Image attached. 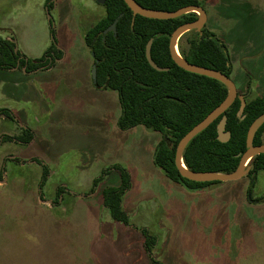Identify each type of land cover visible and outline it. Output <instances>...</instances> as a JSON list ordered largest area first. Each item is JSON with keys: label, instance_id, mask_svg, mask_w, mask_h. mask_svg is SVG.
<instances>
[{"label": "rangeland", "instance_id": "1", "mask_svg": "<svg viewBox=\"0 0 264 264\" xmlns=\"http://www.w3.org/2000/svg\"><path fill=\"white\" fill-rule=\"evenodd\" d=\"M199 2L205 28L226 45L239 93L264 95V0ZM105 14L95 0H55L51 9L46 0H0V38L12 39L22 58L37 61L51 46L63 54L47 74L0 69V109L11 113L0 115V264H264V206L255 214L242 206L264 197V171L250 194L249 177L191 191L154 165L159 133L118 128V93L96 87L84 38ZM25 123L33 143L13 141ZM30 160L50 171L43 188L44 167ZM112 165L131 175L129 226L102 201L119 173L93 188ZM59 188L68 191L55 203ZM144 229L156 238L150 251Z\"/></svg>", "mask_w": 264, "mask_h": 264}, {"label": "trees", "instance_id": "2", "mask_svg": "<svg viewBox=\"0 0 264 264\" xmlns=\"http://www.w3.org/2000/svg\"><path fill=\"white\" fill-rule=\"evenodd\" d=\"M140 6L160 12H174L187 6H201L199 0H134ZM55 0H46L51 9ZM106 14L85 33V43L95 54L97 64V88L110 89L118 93L121 116L118 128L127 131L138 126L161 135L153 161L165 176L191 191L203 189L209 185L222 182H194L181 176L175 164L176 149L181 139L196 125L202 122L227 97L228 89L221 82L202 75L190 73L180 68L172 60L169 43L172 34L180 26L198 20L196 13H189L177 19L156 20L134 16L124 0H105ZM202 7V6H201ZM116 33L110 32L105 37L104 31L120 17ZM186 45H183V39ZM153 40L152 60L168 71L160 72L151 67L146 58V47ZM13 40L0 38V69L9 70L26 68L31 72L49 64L52 53L61 57L55 46L48 49L46 55L31 61L15 53ZM179 53L188 63L220 71L230 77L233 73L230 55L226 45L215 33L203 28L202 32L192 30L184 34L178 42ZM241 95V94H239ZM246 100V107L239 114L241 101L237 99L225 112L226 131L231 133L227 143L218 141L217 126L223 116L219 117L207 129L198 134L186 147L183 160L186 167L194 172H214L230 174L237 170L241 156L247 151V135L250 126L264 114V95ZM2 114L10 116L9 110L0 109ZM264 125L258 130L253 145H262ZM34 138L30 131H24L18 139L29 143ZM250 171L246 177L253 180L248 191L254 188L258 172L264 171V154L253 158ZM121 182L117 187L102 190L104 207L112 219L126 226L130 218L123 208V196L131 186L130 173L121 165H113ZM96 179L93 188L109 172ZM49 170L44 166L41 188L44 187ZM64 188H59L55 203H59ZM264 201V197L262 199ZM145 247L149 242L155 243L148 230H142ZM153 264H162L153 261Z\"/></svg>", "mask_w": 264, "mask_h": 264}, {"label": "water", "instance_id": "3", "mask_svg": "<svg viewBox=\"0 0 264 264\" xmlns=\"http://www.w3.org/2000/svg\"><path fill=\"white\" fill-rule=\"evenodd\" d=\"M97 3L104 5L105 0H95ZM126 5L129 9L133 12L134 16H141L148 19H156V20H172L177 19L183 15L189 13H198L199 18L197 21L193 23H187L179 28H177L171 36L170 43H169V50L172 60L175 62L177 66L188 71L190 73H194L197 75L206 76L212 79H215L226 86L228 89V95L226 99L214 110L212 111L202 122L196 125L190 132H188L179 142L177 149H176V156H175V164L177 170L181 174L182 177L194 181V182H232L238 181L244 177H246L250 171V163L254 157L264 154V144L254 146L253 139L258 132V130L264 125V114H262L249 128L248 135H247V151L241 156L240 163L237 170L230 174H223V173H214V172H194L189 170L186 165L184 164L183 154L187 147V145L202 131L207 129L214 121H216L219 117L223 116L220 123L217 126L218 132V141L221 143H227L231 139V133L226 131L227 125V117L224 115L225 112L233 105V103L240 99L241 107L239 114H242L246 107V100L244 96L239 95L236 83L224 73L214 70L208 69L205 67L197 66L188 63L186 60L182 58V56H178L179 49H178V42L180 38L187 32L196 30L198 32H202V29L205 27L207 22V13L205 9L201 6H187L181 9H178L174 12H160L154 11L150 9H146L139 4H137L134 0H124ZM122 16L118 17L115 22L108 27L103 35L104 37L110 33H116V26ZM153 40H150L147 47H146V58L152 68L157 71L164 72L168 71V68L159 67L153 60L151 55V48H152ZM15 53H18V50L15 49ZM92 57H95V54L92 52ZM97 64L98 61L95 62L93 65V80L96 84L97 82ZM12 68V69H17ZM26 71V70H25ZM250 160V161H249Z\"/></svg>", "mask_w": 264, "mask_h": 264}, {"label": "crops", "instance_id": "4", "mask_svg": "<svg viewBox=\"0 0 264 264\" xmlns=\"http://www.w3.org/2000/svg\"><path fill=\"white\" fill-rule=\"evenodd\" d=\"M9 39V38H8ZM7 39V40H8ZM9 40H12V39H9ZM24 69V71L26 70V68H23ZM18 70H20L19 69V67L17 68V69H9L8 71H10V72H16V71H18ZM52 70H50V71H46V70H43V69H38V70H36V71H31V72H28L29 73V76H35V75H38V74H47V73H49V72H51ZM33 117V116H32ZM25 127H28V128H31V126H28V124H23ZM22 128H23V126H22ZM32 129V128H31ZM33 130V129H32ZM131 130H133V129H130V130H128V131H131ZM34 132V131H33ZM33 143V142H32ZM158 144V143H157ZM157 146V145H156ZM154 152H155V150H154ZM154 157V156H153ZM153 163H154V161H153ZM155 165V164H154ZM113 166V165H112ZM111 166V167H112ZM156 166V165H155ZM111 167L109 168V169H111ZM108 170V169H107ZM113 169H111V170H109V172L104 176V177H109L110 175H111V171H112ZM106 171V170H105ZM114 171V170H113ZM128 171V170H127ZM162 171V170H161ZM129 172V171H128ZM104 173V172H103ZM103 173L101 174V176L103 175ZM100 176V177H101ZM131 176V175H130ZM103 177V178H104ZM99 178V177H98ZM98 178H96V179H98ZM245 178V177H244ZM95 179V180H96ZM243 179V178H242ZM94 180V181H95ZM241 180V179H240ZM94 181H93V183H94ZM117 186H119L118 185V183L117 184H115L114 186H112V187H117ZM111 187V186H110ZM94 192V191H93ZM88 193L86 196L87 197H89V198H94L95 197V194H96V192L95 193ZM67 193V192H66ZM69 193H70V191H69ZM102 194V193H101ZM84 196V195H83ZM78 198L80 199V198H82V196H78ZM263 199V198H262ZM103 201V200H102ZM245 206V209H251V210H253V213L254 212H256L257 213V210H260V208H261V206H264V201L263 200H252V201H250V202H248L247 201V204L246 203H244V204H242V206ZM104 206V205H103ZM255 214V213H254ZM259 220V219H258ZM255 224H256V222H254ZM257 225V224H256ZM259 227V226H258ZM253 230H255V231H257V230H259V228H257L256 227V229H255V227L253 226ZM243 231V230H242ZM244 232L245 231H243V234H241V240H242V242H244V237H245V234H244Z\"/></svg>", "mask_w": 264, "mask_h": 264}, {"label": "flooded vegetation", "instance_id": "5", "mask_svg": "<svg viewBox=\"0 0 264 264\" xmlns=\"http://www.w3.org/2000/svg\"><path fill=\"white\" fill-rule=\"evenodd\" d=\"M61 52V51H60ZM92 53V52H91ZM62 56H63V54H62ZM62 56L61 57H58V56H56V54L55 53H52V55L49 57V64H47V65H44V66H42V67H40L39 69H43V70H46V71H50V70H53L54 68H55V60H60L61 58H62ZM94 59V58H93ZM95 60V59H94ZM57 63H59V62H57ZM95 64V63H94ZM38 70V69H37ZM36 71V70H35ZM237 85V89H238V93L240 92L239 91V86H238V84H236ZM240 94V93H239ZM0 115L1 116H3V117H5V118H7V116L5 115V114H2L1 112H0ZM19 131L23 134V132L24 131H30L33 135H34V132H33V130L31 129V128H28V127H21V129H19ZM17 138V137H16ZM16 138H13V141H17V142H20V143H23V144H30V143H32L33 142V140L32 141H30L29 143H24V142H22V141H20V140H18V139H16ZM34 139V138H33ZM17 161L18 159H16V158H12V161ZM31 162H35V163H38V164H40V165H42L43 167L44 166H46V164L44 165L41 161H34V160H30ZM50 172V171H49ZM68 190L66 189L65 190V192H67ZM62 197V198H61ZM61 197H60V199H61V201H63V199H64V197L61 195ZM61 201H60V203H61Z\"/></svg>", "mask_w": 264, "mask_h": 264}, {"label": "bare ground", "instance_id": "6", "mask_svg": "<svg viewBox=\"0 0 264 264\" xmlns=\"http://www.w3.org/2000/svg\"><path fill=\"white\" fill-rule=\"evenodd\" d=\"M178 56H180V53H178ZM250 161V160H249Z\"/></svg>", "mask_w": 264, "mask_h": 264}]
</instances>
